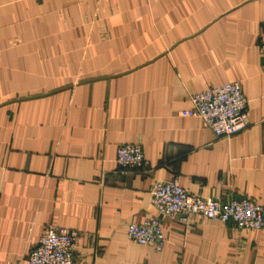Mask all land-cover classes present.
Here are the masks:
<instances>
[{"label": "crops", "instance_id": "0c3cea01", "mask_svg": "<svg viewBox=\"0 0 264 264\" xmlns=\"http://www.w3.org/2000/svg\"><path fill=\"white\" fill-rule=\"evenodd\" d=\"M264 0H0V264L47 225L80 232L74 264H264V230L160 215L163 249L128 223L151 186L264 204ZM242 82L248 125L218 136L191 95ZM147 167H122V143Z\"/></svg>", "mask_w": 264, "mask_h": 264}, {"label": "built area", "instance_id": "2783aa9c", "mask_svg": "<svg viewBox=\"0 0 264 264\" xmlns=\"http://www.w3.org/2000/svg\"><path fill=\"white\" fill-rule=\"evenodd\" d=\"M261 48L264 51V34ZM192 107L182 109L183 116H197L211 127L218 136H231L248 125L249 105L244 87L239 80L211 85L191 95ZM117 162L122 167H147L140 143H122L117 148ZM152 203L157 214L128 223V235L140 244L153 245L161 250L167 235L160 215L181 214L184 219L191 215L235 222L246 229L264 230V204L250 197L204 196L192 192L178 180L156 179L151 186ZM80 232L77 229L47 225L39 242L28 253V264H74V249Z\"/></svg>", "mask_w": 264, "mask_h": 264}]
</instances>
